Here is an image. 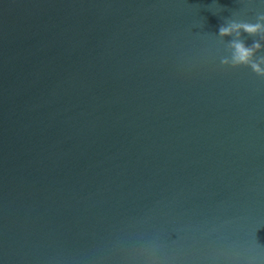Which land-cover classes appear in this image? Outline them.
<instances>
[{"label": "water", "instance_id": "1", "mask_svg": "<svg viewBox=\"0 0 264 264\" xmlns=\"http://www.w3.org/2000/svg\"><path fill=\"white\" fill-rule=\"evenodd\" d=\"M261 11L0 0V264H264Z\"/></svg>", "mask_w": 264, "mask_h": 264}, {"label": "clouds", "instance_id": "2", "mask_svg": "<svg viewBox=\"0 0 264 264\" xmlns=\"http://www.w3.org/2000/svg\"><path fill=\"white\" fill-rule=\"evenodd\" d=\"M259 2L264 4V0H259ZM244 32L264 39V11L256 14L255 22L229 19L224 26H221L220 37H235L229 42L230 52L222 58L221 63L234 68L246 66L258 76L264 77V54H260L264 52V44L256 40L251 46L246 45L240 38Z\"/></svg>", "mask_w": 264, "mask_h": 264}]
</instances>
